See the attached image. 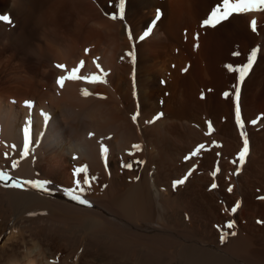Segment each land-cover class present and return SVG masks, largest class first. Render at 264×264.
Listing matches in <instances>:
<instances>
[{
  "label": "bare ground",
  "instance_id": "obj_1",
  "mask_svg": "<svg viewBox=\"0 0 264 264\" xmlns=\"http://www.w3.org/2000/svg\"><path fill=\"white\" fill-rule=\"evenodd\" d=\"M217 4L125 0L121 20L118 0H0V14L14 22H0V170L21 181L47 179L53 189L0 183V239L8 232L0 264H264V10L203 26ZM158 9L160 19L140 41ZM253 49L258 63L240 86L250 159L235 174L239 73L228 65L247 63ZM97 57L110 73L106 84L56 85L64 74L57 64L71 69L84 60L81 74L93 73ZM84 88L104 98L85 97ZM108 136L105 161L98 140ZM83 165L96 177L86 197L92 207L63 191ZM221 232L229 233L224 242Z\"/></svg>",
  "mask_w": 264,
  "mask_h": 264
},
{
  "label": "snow or ice",
  "instance_id": "obj_2",
  "mask_svg": "<svg viewBox=\"0 0 264 264\" xmlns=\"http://www.w3.org/2000/svg\"><path fill=\"white\" fill-rule=\"evenodd\" d=\"M118 9H119V19L124 18V10H125V0H118ZM223 9V10H221ZM258 10H264V0H222V5L217 4V6L211 11L210 17L207 19H204L202 24L203 26H211V27H216L218 24L221 22L228 20L234 13L237 14H244V13H251L254 11ZM161 12L158 9L157 14L155 19L152 21L151 26L147 28L143 32L142 35L138 37L140 41L145 40L146 37H148L153 28L156 25V22L160 19ZM111 19L116 20L118 17L116 14H112L110 16ZM0 22L7 23L9 25H13V20L10 15L8 14H0ZM251 27L252 30L255 32L256 31V26L257 22L255 20H252L251 22ZM128 38L130 41L133 40L132 33L129 31L128 32ZM198 39V35L196 37ZM133 47L135 45L133 44ZM89 49H85V52L87 53ZM257 51L258 49H253L251 51V55L247 58V63L243 64L239 68H234L231 64L228 65V69L231 72H238V83L233 85V88L235 89V121L236 124L238 125L240 129V137L242 140V147L239 149L238 154H237V159H234L232 161L233 164H238L237 166V171L235 174L239 173V170L243 167V165L246 163V160L249 156L250 153V141L247 132L245 131V122L242 119L241 116V91H240V86L244 83L246 77L250 73V71L253 69L254 63L257 61ZM235 55H238V53H234ZM126 55L131 58L132 62L135 63L136 61V55L134 51H128ZM121 59H124L122 56ZM99 58H94L93 63L95 64L96 69L98 70L97 72L93 73H86V74H81L82 70L85 68V61L80 60L79 63L76 66H73L71 69H68V66L65 64H57L56 68L63 71V75H59L55 79L56 85L60 88L63 89L65 87V82L66 81H80L84 82L87 84H106L107 83V77L109 76V71H106L100 63L97 61ZM82 95L85 97L91 96V95H96L100 96L101 98H104L101 96L99 93H93L89 89L84 88L81 90ZM225 97H228L230 95L229 92H225L223 94ZM25 106L27 108H32L33 102L32 101H25ZM163 113L157 114L155 117H153L150 120H147L146 123L151 124L154 122V120H158L160 116H162ZM45 118L47 119V114H44ZM140 116V113L136 112L131 116V119L133 122L138 121V117ZM252 124H256V120H251ZM209 129H211V122H209ZM24 143H23V154L25 157L29 156L30 154V146L32 144V140L29 136V128L25 126L24 130ZM90 136H94L95 133H90ZM106 140H111V137H101L98 140V145H99V151L100 155L105 161L108 158V155L110 153V148L109 145L105 143ZM205 145L200 144L198 145L194 151H192L188 156H185V160L190 159L191 157L197 156L201 149H204ZM132 148L140 151L142 150V146L140 144H134L132 145ZM129 154L134 155L135 153L130 152ZM138 163H143V161H138ZM124 167L131 168L132 164H125L123 165ZM17 163L12 162V168H16ZM195 167V166H193ZM192 169H189L188 172L182 177V178H177L173 180L172 182V187L175 189L180 185H183L187 179L188 176L191 175ZM81 174L83 175V179H81ZM74 181H73V186L69 188H64L63 191L65 192L66 195H68L73 201H76L78 204L87 206V207H92V203L90 200H88L87 197V192L89 189H91L93 181H95L96 177L95 176H90L88 175V166L83 165L79 166L76 169H74ZM215 175V172L213 173ZM138 179V177H137ZM10 182V183H9ZM0 183H3L7 187H13V188H25V186H30L31 188L37 189L42 192H51L53 189L50 187L51 181L47 179H42V178H31V179H25L23 181L15 178L13 175H10L7 171L5 170H0ZM106 187V185H105ZM217 184L212 183L211 188H216ZM229 192L232 191V188L229 187L227 189ZM261 200H264V196L258 197ZM237 207H239V203L237 202L236 206L231 209L233 213H235ZM29 215L34 216L36 213H29ZM227 229H231L234 227V222L230 221L226 224L225 226ZM227 235L229 233L226 232H221L220 235V240L221 242H224ZM230 235H236L235 232H231Z\"/></svg>",
  "mask_w": 264,
  "mask_h": 264
},
{
  "label": "rangeland",
  "instance_id": "obj_3",
  "mask_svg": "<svg viewBox=\"0 0 264 264\" xmlns=\"http://www.w3.org/2000/svg\"><path fill=\"white\" fill-rule=\"evenodd\" d=\"M258 59H259V56L257 57V61H258ZM257 61L255 62L253 68H255L256 64L258 63ZM253 70H254V69H252V70L250 71L249 74H251ZM248 157H249V156H248ZM249 159H250V158H248V160H246V163H245L244 166H243V171L246 169V167H247V165H248V161H249ZM7 237H8V232L5 233V234L2 236V238L0 239V246L4 243V241L6 240Z\"/></svg>",
  "mask_w": 264,
  "mask_h": 264
}]
</instances>
